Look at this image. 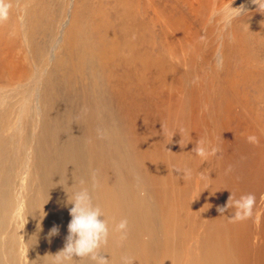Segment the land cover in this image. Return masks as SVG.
Instances as JSON below:
<instances>
[{
  "label": "bare ground",
  "instance_id": "1",
  "mask_svg": "<svg viewBox=\"0 0 264 264\" xmlns=\"http://www.w3.org/2000/svg\"><path fill=\"white\" fill-rule=\"evenodd\" d=\"M83 6L49 69L52 33L41 16L26 34L11 0H0V264H49L63 248L65 179L86 182L110 229L128 221L126 236L110 231L102 249L109 264H264V131L232 134L222 102L201 107L156 44L170 41V21L150 2L132 12L115 0L85 23ZM201 139L216 155L192 151ZM249 193L256 201L247 219L218 211L230 194ZM42 210L37 232L39 216L29 215ZM53 225L59 235L48 239Z\"/></svg>",
  "mask_w": 264,
  "mask_h": 264
},
{
  "label": "rangeland",
  "instance_id": "2",
  "mask_svg": "<svg viewBox=\"0 0 264 264\" xmlns=\"http://www.w3.org/2000/svg\"><path fill=\"white\" fill-rule=\"evenodd\" d=\"M126 1L133 12L136 5L143 4L144 0ZM186 1L195 12L189 11ZM78 2L84 4L80 15L85 23L88 13L97 14L100 7L110 9L115 0H11L12 9L17 11L19 23L26 34L41 22L52 33L53 42L48 50L49 69L59 54L66 31L71 28ZM145 2H150L161 18L169 19L166 33L171 36L170 41L164 39L162 42L157 37L156 44L161 45L162 53L165 51L166 60L175 66L177 77L181 78L186 89L195 87L196 99L202 102L201 107L209 108L208 112H211L214 105L218 107L222 102L227 110L224 114L229 116L228 129H232V134L254 129L264 131V0ZM39 4L41 8L37 7ZM36 12L41 16V22L36 21ZM98 15L102 18V14ZM151 16L152 12L148 11L144 20L148 22ZM155 33H160V26H156ZM167 49L172 52H167ZM38 106L35 100L34 128L40 123ZM25 177L23 174L20 211L24 208L26 195ZM25 224L26 220L20 216L18 226L22 228Z\"/></svg>",
  "mask_w": 264,
  "mask_h": 264
},
{
  "label": "clouds",
  "instance_id": "3",
  "mask_svg": "<svg viewBox=\"0 0 264 264\" xmlns=\"http://www.w3.org/2000/svg\"><path fill=\"white\" fill-rule=\"evenodd\" d=\"M248 140L255 142L256 137L249 136ZM192 151L202 158H207L210 155H216L218 148L210 147L205 140L201 139L197 141ZM185 175L190 177V170H186ZM61 185L64 186L66 193L64 206L68 208L70 220L66 226L67 235L64 238V246L56 254L48 255L51 257L49 264H75L77 258H87L89 264H109V259L105 258L102 249L108 243L110 231L119 233L121 239L126 236L128 221L120 219L118 223H115L114 228L110 229L109 221L105 218L101 207L94 203L92 191L84 180L73 181L71 185H68L67 179H65ZM92 187H95V183ZM255 201L256 197L251 193L242 194L238 198L230 194L226 205L218 208V211L224 214L226 211L232 210V215L227 218L242 221L252 215ZM37 215L39 220L36 228L37 232H40L42 231L41 221L46 213L43 212V215H40V211H37L29 216L35 217ZM59 232V226L53 225L46 238L50 239L57 236ZM32 237L35 238L36 242L37 236L33 235ZM123 264H132V261L125 258Z\"/></svg>",
  "mask_w": 264,
  "mask_h": 264
}]
</instances>
